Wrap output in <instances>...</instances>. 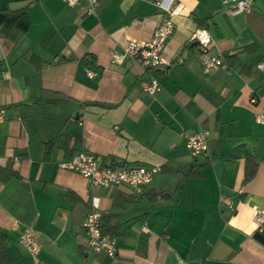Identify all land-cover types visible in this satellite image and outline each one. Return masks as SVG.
<instances>
[{"label": "crops", "instance_id": "0c3cea01", "mask_svg": "<svg viewBox=\"0 0 264 264\" xmlns=\"http://www.w3.org/2000/svg\"><path fill=\"white\" fill-rule=\"evenodd\" d=\"M89 8L0 0V249L9 264H264L254 236L255 207H264V124L255 120L264 113V0L238 13L223 0H174L162 52L170 64L157 68L112 55L151 39L164 15L153 0ZM197 29L224 68L204 69ZM85 54L93 65L79 62ZM153 79L150 94L142 85ZM203 128L208 153L194 158L185 136ZM82 149L104 166L160 170L139 195L90 185L58 168ZM92 211L116 225L114 256L87 245ZM26 228L36 256L19 241Z\"/></svg>", "mask_w": 264, "mask_h": 264}, {"label": "built area", "instance_id": "2783aa9c", "mask_svg": "<svg viewBox=\"0 0 264 264\" xmlns=\"http://www.w3.org/2000/svg\"><path fill=\"white\" fill-rule=\"evenodd\" d=\"M68 5H75L79 0H65ZM156 6L164 13L160 24L154 30L149 41H138L131 39L128 41L123 53L113 52V57L120 61L124 58L137 59L145 67H165L170 64L162 52L166 41L171 36L174 25L172 21V5L174 0H153ZM90 12H94L97 6V0H89ZM223 4L229 13H238L248 11L253 5V0H223ZM192 40L198 42L201 50V59L206 71L224 68L225 64L219 56L209 54L208 49L211 39L206 30L197 29ZM257 67L264 70V59H262ZM89 75L93 72L89 71ZM143 90L152 94L159 88L156 80L144 83ZM251 103L256 104L257 99L251 98ZM2 119V111H0V120ZM255 120L264 124V113L255 114ZM117 127H114V130ZM210 131L206 128L201 129L193 134L185 136L184 147L189 155L197 158L208 153V143ZM58 168L70 171L72 173L83 176L90 185H100L106 188L118 187L121 185L129 186L135 194L142 193L143 189L152 182L153 176L160 170L158 167L143 166H122L112 167L100 164V157L87 151L79 150L71 158L60 161ZM100 213L96 211L90 212L82 223L83 230L86 235L87 245L96 253H104L108 256H114L116 247L115 236L103 233L100 227ZM255 225L257 232H264V207H255ZM19 241L28 249V251L36 256L39 251L35 234L31 228H26L20 235Z\"/></svg>", "mask_w": 264, "mask_h": 264}, {"label": "trees", "instance_id": "16d2710c", "mask_svg": "<svg viewBox=\"0 0 264 264\" xmlns=\"http://www.w3.org/2000/svg\"><path fill=\"white\" fill-rule=\"evenodd\" d=\"M227 58H230L231 56L226 55ZM95 57L91 54H85L80 59L79 62L82 63L84 66L89 67L90 65H93L95 62ZM49 143H52L50 141ZM141 194V193H140ZM139 195V194H138ZM110 214H100V227L103 233L109 234L114 236L116 234V225L111 224L110 220ZM257 240H259L261 243H264V232L262 233H255L254 235ZM8 256L6 255L5 251L0 249V264H9Z\"/></svg>", "mask_w": 264, "mask_h": 264}, {"label": "water", "instance_id": "95a60500", "mask_svg": "<svg viewBox=\"0 0 264 264\" xmlns=\"http://www.w3.org/2000/svg\"><path fill=\"white\" fill-rule=\"evenodd\" d=\"M192 45H198V42L197 41H194L193 43H192ZM191 45V46H192Z\"/></svg>", "mask_w": 264, "mask_h": 264}]
</instances>
